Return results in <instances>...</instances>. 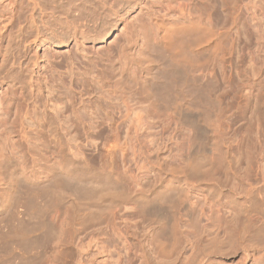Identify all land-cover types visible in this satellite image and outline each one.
Here are the masks:
<instances>
[{"label": "rangeland", "instance_id": "1", "mask_svg": "<svg viewBox=\"0 0 264 264\" xmlns=\"http://www.w3.org/2000/svg\"><path fill=\"white\" fill-rule=\"evenodd\" d=\"M190 1L193 4L188 8H179L172 0H145L148 13L153 12L160 20L169 22L185 17L200 19L201 23L204 21L208 24H203L213 26L211 29H217L215 32L217 35L221 33V38L222 33H227V39L223 36L226 41L220 52L211 56L210 51L201 52L207 60L202 58L200 53V56L195 54L196 57L190 54L195 59L187 55L191 61L199 59V66L200 62H203L201 59H205L199 68H192L194 75L191 76L197 78L199 84L197 81V84L194 83L197 87L207 86V90L202 88L208 91H205L209 94H206L208 103L212 98L218 105V111H215L216 119L213 118L223 127L219 142L222 156L216 155L212 150L211 153V147L203 142L212 134L210 130L213 125V122L208 121L207 115L204 116V108L208 111V105L204 102L206 106L201 108L204 100L201 101L200 98L202 99L204 94L194 101L195 104L200 101L201 106L198 104L200 107L196 108L197 105H191L193 109L191 107V110L184 111L182 118L168 113L172 110L167 112L165 109L147 105L149 101L146 102L148 99L146 100V95L140 87L144 67L142 65L145 61V53L141 54V47L145 42L144 33L149 32V35L153 36H150L152 40L156 42L160 30L158 23L143 14L144 8L139 9L141 6H135L130 12L126 9L120 11L124 17L132 15L130 19L138 16V24L132 25V22H129L128 33L122 30L124 21L120 19L117 21L118 26H112L106 33V41H101L97 35L83 40L79 46L84 51L79 53V68H76L73 63L75 60L70 57L71 50H77L72 45L73 41L71 46H59V41L33 43L24 38V42L20 40L18 46L14 45L17 47L14 49L15 55L6 63L7 66L4 65L5 68L2 67L3 56H0V153L6 154L8 160L10 155V162H4L5 164L17 160L16 163L13 162L16 166L10 164V171H4L8 174L10 172V175L15 173L14 177H21L24 172L28 173V177L32 176L31 179L48 177V182L44 183L47 187L53 185L57 177H65V169L72 164L79 165L78 168H84L85 165L87 169L95 171L94 173L97 170V174L101 172L97 178L84 179L83 181H89L84 182L85 185L81 180H68L71 183H67L65 190L62 187L65 185H61V190L58 189L59 186H55L57 188H53L58 193L54 190V194L50 190V194L47 192L48 194L39 197L43 217H37L43 219L41 222L44 226L47 224V227H38L39 231L34 234L45 233V238L42 236V239H45L44 244L35 242L32 243L33 246L14 245L10 250H13L15 255L10 253V258L6 254L9 251H6L4 264H118V260L124 255L121 249L123 235L132 247L129 254L130 264H264V0ZM40 2L41 11L38 8L34 10L30 0H19L20 4L16 7L18 21L25 23L26 18L36 11L37 17L43 15V18L52 22L59 31L75 30L73 23L65 21V14H68L64 13L65 8L57 6L58 3L55 4L51 0ZM114 18L115 14L112 11L107 13L106 10L103 22ZM69 20L72 21L73 17L69 16ZM143 26L146 28L143 29ZM145 29L147 31L143 32ZM114 38L120 43L117 48L109 44ZM130 53L138 60L130 62ZM140 57L142 65L139 62ZM222 60L226 65L223 69L219 65ZM54 61L57 69L53 66ZM69 66L72 70L75 69L79 80L74 77L75 72L74 75L71 74ZM185 69L188 71L190 68L187 70L183 65L180 68L182 72ZM223 74L233 75V81L238 85L241 80L247 78L262 80L260 83L263 89L255 88L254 93L258 96L253 100V103H256L261 96V117L250 118V110L243 112L240 103L241 95L245 94L242 89L244 87L241 91L239 88L228 93L229 97L220 98L224 91ZM132 75L137 76L135 78ZM123 76V90L118 92L112 83L115 78ZM59 77H64L65 82L71 84L64 83ZM24 78L29 81L26 83ZM30 81L36 83L33 88L32 85L26 86L33 83ZM37 82H40V85ZM63 83L66 84L65 87ZM76 86L78 92L74 90ZM66 87L70 88L71 92L67 91ZM29 88L33 91H29ZM76 110L85 114L93 110L97 114V122L94 120L92 131L82 130L80 119L73 116V111ZM105 116L110 120H103ZM113 124L120 125L117 133L111 129ZM112 182V185L119 188L117 190H122V193L117 192L122 196L117 197L116 193V196L106 198V204L102 202L98 206L95 205V209L89 208L91 211L84 212L80 205V194L85 189L88 190L87 188L94 192L99 188L97 193L101 192V188L109 190ZM166 183L174 184L183 193L178 192V195L174 192L173 197L177 195V199L173 198L176 201L170 210L164 208L166 204L161 202L158 206L161 209L153 215L155 217H151V214L146 217L141 211L136 195H150ZM22 184L26 186L30 183L22 181ZM42 184L41 187L44 186ZM100 184L103 187L99 186ZM70 185H73V188L70 189ZM77 188L82 192L78 189L77 193ZM51 193L54 194L52 197ZM46 195H49L51 201L61 198L62 201H54L53 205L51 201L46 203ZM43 198H46V201ZM80 209L84 213L80 212ZM31 216L36 219L33 215L28 218L25 216V224H42L38 218L35 221ZM159 221L165 222L166 230L176 226V238L171 239L172 243L164 237L169 245L164 241L168 247L163 252L158 250L154 237V231L160 229ZM14 250H17L19 255ZM34 254L37 256L34 257Z\"/></svg>", "mask_w": 264, "mask_h": 264}, {"label": "bare ground", "instance_id": "2", "mask_svg": "<svg viewBox=\"0 0 264 264\" xmlns=\"http://www.w3.org/2000/svg\"><path fill=\"white\" fill-rule=\"evenodd\" d=\"M51 1L54 2L55 4L57 2L58 3L57 6L59 5V7L65 8L64 13L65 12L68 13V14H65V21L73 23L74 24L73 28H75V30H73L71 32H68V30H64V29L59 31L57 29V27L54 26V24H52V22L50 23L49 20L47 21L46 19H44L43 15H41L39 12H38V14H40L41 16L37 17L36 16L37 14H35L36 11H35V13H32V11H31L32 14L29 16V18L27 17L28 19L27 18H26V20L23 19V20H25L24 21L25 23L22 24V23H20L18 21V17H16V7H17V5L19 3V0H0V43H2V45L0 44V56H3L2 67H4V65H6V63L9 60L11 61V58L15 55L14 49H16L17 47L15 48L14 45L17 44V46H18L20 40L23 41L24 38H26V41H29V42L32 41L33 43H35V42L36 43L37 42H40V43L42 42L43 43L44 41H47L45 43H53L55 41H59L57 43V45H59V46H69L70 43L73 41L74 44H72V45H74L77 50H76V52H74L73 49L72 50L69 49V51L70 50L72 51L70 57H71L72 60L76 61V62L75 61L73 62V63H75V66H77L76 68H79L78 67V65L80 64L79 57L81 56V54L79 55V53H81V51H83L79 47L80 43H82L83 40L87 39L89 36L91 37L92 35H95V36L97 35L98 37L101 38V41H106V39H104L105 36H106V33L108 32L109 29H111L112 26L115 27L117 25V21L120 20V19L124 21L123 22L124 24L122 25V30L123 29H124L123 31L129 30L130 28H129L128 24H129L130 21L132 22V25H134V24L136 25V24L139 23L138 16L137 17H133V19H130V16H132V15L129 14L128 15L129 17H127V16L124 17V14H122V12L120 13V11H122L123 9H126V10H128L127 12H130V9H134L135 6H137V5L139 7L141 6L142 8H139V9H143L144 8L143 14H146V16L148 15L151 20H153L156 23H158L159 30H160V34L158 33L159 36H158L156 42L152 40L151 37H153V36H151V34L149 35V32H148V34L144 33V35L146 36L145 37V42L143 43V47H141L142 50L140 49L141 50V54L145 53V55H144L145 57H143V58H145V61H143L144 63L141 62L142 61L141 57H140L141 60L139 61L140 64L141 63L144 64V65L141 64L144 67H143L142 74L140 73L141 74V77H140L141 86L140 87H141V90L143 91V94L146 95V100L148 99L146 102L149 101V103H147V105L150 106L151 108L152 107H159V108H161V110L165 109L167 112H168V110L169 111L172 110V112H168V113L174 114V115H176V117L177 116L181 117L183 115L184 111L186 112L187 109L191 110L190 108L192 107V109H193V106L196 107V105H197L196 108H199L201 106L200 105L201 102L199 100H198L199 103L197 102L200 106L198 104H195V102H196L195 98L197 100V97H200L201 94L202 95L204 94L205 96L203 95V97H205L206 99H203V97H202V99L200 98L201 101L204 100V101H202L203 103H202L201 108L202 107L204 108L206 105H208L207 106L208 109H209V110L207 109L208 111H206L205 108H204V114H205L204 116L207 115L208 121L210 123L213 122V125H212V130H210L212 132V134L207 136L206 139H205L206 141H203V142H205V144H207V145H209L211 147L210 152L212 150V151H214V153L216 155L220 156V154H221V156H222V150H221V147H220L221 145L219 144V142H220V139H221L223 127H222V124L220 122H217L218 120L214 121L216 119L215 114H217V113H215V111L218 109V107H216V106H218V105H216V100L214 99L215 100L214 101L212 98L210 99V103H208L209 99L207 98V95L209 96V94H207L208 91H206L207 90V86L205 85L206 86V88H205L204 85H202V87H204L206 90L204 88H202V87H199V86L197 87V85H195V84H197V83L199 84V82L197 81V78H194L195 76L193 77L191 75L192 74L194 75V72H192V68L193 69H194V67L196 69L199 68L201 66V63H203L204 60L207 58V57L205 58L203 56L205 54L201 53L202 51H205V50L210 51L209 52L210 56H211V54L215 55L217 52H220L219 50H221L224 47L223 45H224V42L226 41L223 38V36H225L227 34L226 32H225L226 34L222 33L223 35H222V38H221L220 37L221 33H220L219 30L218 31H219L220 34L217 35V32H215L217 29H215V30H214V28L211 29V27H213V26L209 27V25L203 24V23L208 24L207 22L203 21V23H201L199 21L200 19L196 20L194 18L190 19L188 17H185V18H183L181 20L180 19H178V20L175 19L176 21L165 22L163 20H160V19L156 18L155 14L153 12L148 13L147 7H146V3L147 2H145V0H51ZM172 1H173V4L176 5L179 8H188L189 6H191L193 4V2L190 1V0H172ZM30 2L32 4L31 6H33L32 7L33 9L34 8H38V10L40 9V11H41L42 5H41L40 0H30ZM29 8H31V7H29ZM106 10H107V13L109 11H112V13L115 14L114 20H112V19L110 20L109 19L106 22H103L105 20V11ZM138 11H140V10H138ZM134 15H136V14H134ZM69 16L73 17L72 21L69 20ZM65 21H64V23H65ZM60 22L63 23L62 20ZM102 23H104V24H102ZM62 25L63 24H60V26H62ZM144 26H143V29L146 28ZM58 28H59V26H58ZM146 31H147L146 29H145V31L143 30V32H146ZM128 32L129 31H127V33ZM225 38L227 39L226 36H225ZM142 41H144V40H142ZM109 44H112V45L116 46V48L120 46L119 41L117 39H115V38L113 40H111L109 42ZM185 51L187 52V54H185L186 53ZM188 52H190V53L188 54ZM198 53H200V55L203 54L201 56H202V58H205L204 60L201 59L203 62H200V66H199V59H197L198 61L197 60L191 61L189 59L191 57L192 58L194 57V56H190V54L191 55H193V54L194 55L195 54L199 55ZM205 53H206V51H205ZM209 53H208V55H209ZM166 54H167V56H166ZM163 55H165V56H163ZM187 55H189L190 57L188 58ZM199 56H197V57H199ZM129 57H130L129 58L130 62L138 60L131 53L129 54ZM195 57H196V55H195ZM195 57L193 59H195ZM14 63H16V62H14ZM54 64L55 65H53V66L55 67V69H57L56 68L57 64H56L55 61H54ZM69 64H70V62H69ZM71 64H72V61H71ZM182 65L184 67H187V70H188V68H190L191 71L189 69L188 70L189 72H188L185 69L182 72V70H180ZM219 65H220L221 69L225 68V66H226L225 65V61H223V60L220 61ZM75 66H74V68H75ZM69 67H71V66H69ZM70 69L72 70V67ZM30 70H32V69H30ZM77 71H79V70H77ZM74 72H75V69L72 70L71 74L74 75ZM33 73H34V71H33ZM33 73H30V74H33ZM69 73H70V71H69ZM127 73L129 74L128 71H127ZM131 74H133V73H131ZM122 75L120 77H122ZM31 76H29V78H31ZM107 76H108V74H107ZM136 76H133V77L136 78ZM74 77H76L77 79L79 77V76L76 75V72H75ZM110 77L111 76H109V78ZM129 77H127L128 80H129ZM124 78L125 77L123 76V78H118V79L115 78L116 80H114V82L112 81L113 82L112 83L113 87L118 92H122L121 90H123L122 89L123 88L122 84L124 83V80H125ZM55 79H56V77H55ZM27 80L29 81V79H27ZM27 80H26V83L28 82ZM63 80H64V83H69V82H65L66 81L65 79H63ZM131 80H132V78H131ZM50 81H52V79ZM69 81L71 82L72 80H69ZM195 81H197V83H195ZM261 81L262 80L259 79V78L258 79L247 78L245 80H241L239 82V85H238V84L234 83L233 75L225 76L223 74L222 82L224 83L223 84L224 85V87H223L224 91H223V96L220 94V98H226L224 96L229 97L228 93H231L233 91L239 90V88H240V91H241V88L244 87L242 89L244 90L245 94L241 95L242 102L240 103L241 106H242L243 112L247 111V110H250V112H251L250 118L251 117H253V118L261 117L263 115V112H261L260 105H259L260 104L259 100H260L261 96L257 99L256 103H253V100L255 99V97L258 96L257 93H254L255 88L256 87H260V89H263V86L260 83ZM30 82H33V81H30ZM74 82H76L75 79H74ZM128 82L130 83V81H128ZM135 82H136V80H135ZM34 83L35 82L30 83V85L29 84H27V85L25 84V85L27 87H30L32 85L31 88H33ZM64 83H63V86L65 87L66 84H64ZM69 84H71V83H69ZM69 84H67L68 85L67 87H71V86H69ZM61 85L62 84H60V86ZM52 86H53V84H52ZM66 88H65V91H66ZM76 88H77V86L74 88V90L78 92V89H76ZM26 89H27V92H28V88H26ZM62 89H64V88H62ZM30 90L33 91V89L29 88V91ZM37 90H38V88H37ZM71 90H72V87H71ZM51 91H53V90H51ZM67 91L71 92L70 88ZM67 91H66V93L68 94L69 92H67ZM260 92H261V90L259 91V93ZM39 93H40V91H39ZM73 93H75V92H73ZM67 94H65V95H67ZM27 95H28V93H27ZM31 97H32V95H31ZM49 102H50V100H49ZM71 102H72V99H71ZM204 102L206 103V105L204 104ZM219 102L220 101L217 99V103L218 104H219ZM32 104H35V103H32ZM191 105H193V106H191ZM50 106L52 107V105H50ZM69 109H71V108H69ZM227 110H229V105H228V109ZM50 111H51V108H50ZM56 112H57V110H56ZM73 112H75V115H73L74 118L76 117V118L80 119L79 122L82 124L80 126L82 128V130L83 131H92V128H93L92 125H94L95 122H97L95 120V118H97V114H95V112L93 110L92 111H87L86 114L84 112L78 111V110L73 111ZM207 117H205V118H207ZM102 119L103 120H110V118L108 116H105ZM94 120H95V122H94ZM93 122H94V124H93ZM119 126H120L119 124H117L116 126L113 124V125H111V129L114 132L117 133V131L119 130ZM8 153H9V150H8ZM211 153H213V152H211ZM211 155H213V154H211ZM8 156H9V160H8L6 154L0 153V262L2 264H4L3 260L5 262V259L7 258L6 257L7 255L10 256V253L12 255L14 253L13 250L12 251L10 250V247H14V245L15 246L21 245L20 247H22V246H30V244L32 245V243H35V242H36V244L44 242L43 239L45 238V233L44 234H42V233L34 234L35 232L39 231L38 227H40V229H43V227H47V224H45V226H44V223L41 222V221H43V219L40 220L39 217H37V216H41V214H42V212H41V202H40V200H38L39 197H41L42 195L44 196V194L47 193L50 190L55 194V191H57V190H55L53 188L55 186H59L58 189L61 190L60 189L61 185H65V186H62V187H64L63 190H65V187H67V183H69V182L71 183V181L73 179H76V181L77 180H79V181L81 180L84 183V182L88 181V180L83 181L84 179H89V178L93 179V177L97 178V176H99L100 173H101L100 172L99 174H97V172H98L97 170H96V173H94L95 171L93 172V170H90V168L87 169L86 168L87 166L85 167V165H84V168H86V169L81 168L83 166L78 168L79 165H76L77 166L76 167V166H73L74 164H72L71 166H69L68 169H65V170H67L65 177H62L63 175L57 177L58 179H54L55 181H53L54 184L52 185L51 184L52 181H50L49 183L51 185H49L47 187L46 185H44V183L48 182V179H47L48 177L47 178L46 177L42 178L40 180H39V178L38 179H34V178L31 179L32 176L28 177L29 175H27L28 173L26 174L24 172V169H23V172H24L23 176H21L22 174L20 173L21 177H19L18 175H15V177H14L13 175L15 173L13 175H10V172L8 174L6 171H4V169L6 170V169L10 168V164H11V166H13V165L16 166L14 163H16L17 160L16 161L14 160L15 161L14 162V161H12L13 159H11L12 163H9V164H5L4 163V162L8 163L7 161L10 162V155H8ZM219 156H216V158L219 157ZM7 171H10V170L8 169ZM58 175L55 174V176H58ZM104 175H106V174H104ZM11 176H13V177H11ZM35 176H36V174H35ZM55 176H53V177H55ZM107 176L111 177V175H107ZM102 177H103V175H102ZM96 178H94V179H96ZM52 179H50V180H52ZM68 180H71V181H68ZM100 180H102V179L100 178ZM106 180H108V179L106 178ZM22 181H25V182L28 181L30 184L24 186L22 184ZM96 182H97V180H96ZM109 182H110V179H109ZM88 183H89V181H88ZM40 184H42L44 186L41 187ZM109 184L110 183H108V185ZM112 184H113V182L111 183V186H109L111 189L103 190V188H101L102 190H101V192L98 191L99 193H97V190L99 189L98 187H97L98 189L95 190V192L92 191V190H91L92 191L91 192L90 189L87 188L90 191L89 192L88 190L85 189V187H86L85 186L84 187L85 191L83 190L84 192L80 194L81 195V199H79V200H81L80 201L81 202L80 205L82 206L84 212H85V210L86 211L89 210V208L90 209L91 208L95 209V207L100 205L102 202H105L104 204H106L108 202V201L107 202L105 201L106 198H108V197L110 198L111 196H116V193L119 191L117 189H119V188L117 187V185H116V187H117L116 188L115 185H112ZM80 185L81 184H79V186ZM84 185H85V183H84ZM71 186H73V185H70V187H69L70 189L73 188ZM97 186H98V184H97ZM99 186H102V185L100 184ZM162 186L163 187H161V189L159 188V190L155 191L154 193H151L150 195H147V194H138V195H136L137 201L140 202L141 211L143 212V214L146 217L148 215H150V214H151V217H155L153 215L154 214L156 215V212L160 211L161 207H158V206H159V204H161V202H164L166 204V206H164V208L167 207L170 210L171 207L174 206L173 202H175L176 199H177V195L175 197H173L174 196V192L176 191V193H178V192L181 193V194L183 193L181 190H180L181 191L180 192L178 190L179 188H177V186H175L174 184L166 183L165 185H162ZM178 186H179V184H178ZM95 187H96V185H95ZM55 188H57V187H55ZM78 189L81 190L80 188H77V193L79 192ZM73 190L76 192L75 189H73ZM121 191L122 190H120L119 192H121ZM81 192H82V190H81ZM48 193L50 194V192H48ZM57 193H58V191H57ZM71 193H73V191ZM179 193H178V195H179ZM54 194L51 193V197ZM57 195L58 194H56V196ZM118 195H120V194L117 193V197L122 196V195H120V196H118ZM46 196H48V200L49 201L48 200L47 201L44 200L46 198H43V200L46 201V203H48V202L51 201V199H50L49 195H46ZM179 197L181 198V196H179ZM54 198H52V199H54ZM173 198H176V199H173ZM185 198H186V196H185ZM40 199H42V198H40ZM61 199H57V200H61ZM43 200H41V201H43ZM57 200L54 199L55 202ZM75 200H76V198H75ZM109 200H111V199H109ZM54 201H51L52 203L51 202L50 203L53 205V203H55ZM76 201H74V202L76 203ZM78 203L76 205L79 206ZM164 203H162V204L165 205ZM104 204H102V205H104ZM185 204H188V203H185ZM163 205H162V209H164ZM81 206L79 208H81ZM45 210H47V207H46ZM81 210L82 209H80L79 211L82 212ZM97 210H99V209H97ZM104 210H105V206H104ZM42 211L44 212L43 209H42ZM89 211H91V210H89ZM162 211H164V210H162ZM84 212H82V213H84ZM166 213H168V212H166ZM170 213H171V211H170ZM78 214H79V212H78ZM173 214H176V213L173 212ZM30 215L36 216V219L38 218L39 219V223L41 222L42 224L37 225L38 222H37V224L34 222L35 225L30 224V222H28L30 226L25 224V221H27V219L24 220L25 216L28 218V216H30ZM77 216H79V215H77ZM41 217H43V216H41ZM175 217H176V215H175ZM32 218L35 219L34 217H32ZM36 219H35V221H36ZM146 219H149V218H146ZM16 221H17V223H16ZM159 222H161V221H159ZM159 224H160V229H159V231H158V229H157L156 232L154 231V237H155V239L157 241L158 250L163 252V250L166 247H168V246L165 245L166 243L168 244V242H166L167 240H165L164 237H166V239H169L170 242L171 241L173 242L174 238H176V235H175V233H176L175 229L176 228H174L176 226L173 225L171 227V225H170L171 223H169L171 229L166 230L165 229L166 228L165 222H161ZM31 225H33V226H31ZM165 230H166V232H165ZM164 232L166 233V236H165ZM49 233H51V232H49ZM42 236H44L43 239H42ZM162 239H164V240H162ZM171 239H173V240H171ZM121 241H122L121 249L124 251L123 252L124 255H123V258L121 257V259L118 260V264H130V262H129V254L131 253L132 247L129 244V240L127 239L126 236L123 235ZM164 241H165V244H164ZM30 249H28V250L30 251ZM17 250H14V251L17 252ZM167 250H168V248H167ZM6 251L7 252L9 251L8 253H6L7 255L4 254ZM18 251L21 252V250H18ZM34 251H35V254H36L37 250L35 249ZM137 251L138 250H136V253H137ZM18 253L19 252H17V254ZM22 254H23V252H22ZM22 254H20V256ZM35 254H34V257L37 256V255L35 256ZM9 256H8V259H9ZM22 256H24V255H22ZM11 257L12 256H10V258ZM201 264H203V262Z\"/></svg>", "mask_w": 264, "mask_h": 264}]
</instances>
